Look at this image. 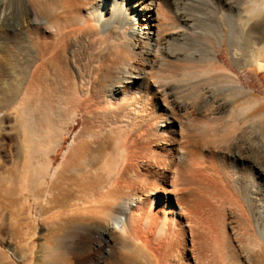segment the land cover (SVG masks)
Segmentation results:
<instances>
[{
	"label": "bare ground",
	"instance_id": "6f19581e",
	"mask_svg": "<svg viewBox=\"0 0 264 264\" xmlns=\"http://www.w3.org/2000/svg\"><path fill=\"white\" fill-rule=\"evenodd\" d=\"M178 1L181 7L169 0H0V39L14 20L19 27L35 24L49 32L28 44L15 88L13 73L0 69V169L11 143L18 160L10 164L26 189L45 186L54 201L71 200L76 192L79 216L91 223L72 228L78 242L68 249L75 254L85 245V264H125L119 254L130 258L140 252L147 254L144 264H253L247 252L263 251L264 225L254 210L264 208V163L256 155L264 149V105L215 54L223 45L234 63L264 72V0ZM163 6L172 9L170 28ZM200 12L209 17L202 20ZM75 42L76 55H82L77 61L70 53ZM212 72L222 83L197 86L202 106L179 97L183 88L176 82ZM198 112L202 119L192 116ZM78 113L79 132L48 183L51 155ZM233 113L247 123L243 135L234 120L225 119ZM182 118L188 125L204 123L207 132L197 136L188 125L184 131ZM117 123L140 138L126 136L109 150ZM205 134L212 138L208 143ZM151 139L165 153L150 149ZM187 159L191 165H185ZM215 160L230 169L233 186L241 187L250 219L228 222L204 214L201 190L212 183L197 168L206 171L205 162ZM84 173L85 182L73 189L72 179ZM239 237L250 238L247 243L252 238L253 248L247 251L249 243L242 251Z\"/></svg>",
	"mask_w": 264,
	"mask_h": 264
},
{
	"label": "rangeland",
	"instance_id": "374dc122",
	"mask_svg": "<svg viewBox=\"0 0 264 264\" xmlns=\"http://www.w3.org/2000/svg\"><path fill=\"white\" fill-rule=\"evenodd\" d=\"M170 1H172V2H170ZM169 3H173V4L175 3L176 6H180V5L182 6L181 1H178V0H169ZM89 5L92 6V4H89ZM165 7L164 6L162 7L163 11H164L165 15L170 18V19H168L166 17V21H167L166 25H167V28H170V26H172V24H173V21H171V20H173V18H172L173 16L171 14L172 9L170 8L171 6H165ZM81 12L82 13L86 12V6L81 10ZM199 14L201 16H203L204 13L200 12ZM30 17H31V19L33 18L32 15ZM206 17H209V16H207L205 14V16H203L201 18H202V20H204ZM217 22L220 23L219 20H217ZM18 24L19 23H17L16 20L12 21V23L10 24L11 27L8 28L7 33H2L3 35L1 34L2 37L0 39V41L4 40L2 42V46L0 45V61H1L0 62V69L4 73L8 72L7 73L8 75H9V72H10V75H12V73H13L12 77H10V81L14 77L12 79L13 81H11V85L12 86L14 85L13 88H15L16 84H19L18 83L19 82L18 77H20L19 75H21V72H19V71H22L23 65H25V63H26V62L24 63V61H26L25 59L29 58V56H27V54L29 52L30 46L32 45L31 43H35V45H36V43L38 42L37 37L39 34L41 37H43L44 34L49 33L48 31L43 32L42 28H39L38 25L35 26V24H32L33 26L30 24L26 28L24 26H22V27L20 26L21 27L20 28L19 26H17ZM217 31H218V29H217ZM220 32H222V30H220ZM24 34H26V35H24ZM36 34H38V35H36ZM26 37L28 38V40L26 39ZM34 38L36 39V41ZM208 42L210 44V41H208ZM28 44L29 45L31 44V45L29 46ZM211 44H212V41H211ZM75 45L73 44V48L71 47L72 49H71L70 53L72 54V56H71L72 59L73 60L75 59L77 61V58H80L82 55L81 54H77L78 56L76 55V53H78V51H79L78 49H80V48H79L78 42H75ZM219 47H220V48H218L219 51H217V54H215V58L217 60V63L221 67H223L224 70H227L228 73L232 74L246 91L251 92L254 95H256L257 97H259L261 99V102L264 105V72H262V71L257 72L253 68H251L250 66L241 67L240 65L234 63L231 55L227 52L225 46L221 45ZM25 53H26V55H25ZM73 55H75V56H73ZM8 58H9V60H8ZM21 61H23V62H21ZM20 66L22 68H19ZM215 74H216V72L215 73L212 72V73L204 75V76L194 77V78H191L189 80L186 79L187 81L184 80L182 82L178 81L179 83L176 82L177 85L181 87L180 89L183 88L181 93H179L181 95V96L179 95V97H181V99L183 98L184 100H187V101H194L196 103H199L202 106V98H200L198 95V91H199L198 88L199 87H197V86L201 85L203 83H208L211 85L212 84L213 85H220L222 83V81L219 82L218 81L219 79H217L218 75L216 74L217 75L216 76ZM217 93H220V92H217ZM223 97L224 96H222V95L218 96V98H223ZM226 98L229 99L228 96ZM228 109H231L230 104L228 105ZM201 113L203 114V112H198L197 114L195 113L192 116L201 118V115H202ZM179 117H181V113L176 114V118H179ZM226 117H227V115H226ZM226 117H225V119H227L226 121H229V120L233 121L234 120V122L236 123L235 124L236 129L238 128V126L240 127V128H238L239 130L237 129V131H236L237 134L243 135L242 132L247 129V123H244L243 118H241L240 116H238L235 113H233L232 118L231 117L226 118ZM158 119L159 118H156L154 121H157ZM183 120H182V125L184 128V126H187L188 124L186 123L185 120H184L185 123H183ZM190 124H192V125H188L189 129H192V131L197 136H198L199 131L200 132H207L206 129L208 130V127L206 125H204V123L190 122ZM80 127H81V116L78 113L76 119L70 125H68L67 127H64V130L61 134L60 148L56 151V153L51 155L50 172H49L48 176L45 177V179H46L45 181H47L48 183L50 182L53 174L60 170V164H61L62 160L64 159L66 151L69 148V146H71V142L74 139L75 135L78 134ZM125 127L126 126L124 125V123H117V124L112 126L113 129H112V131H110L111 134H110V142H109L110 143V149L109 150H113L114 145L116 148H118L120 146V141L123 140V138L125 140L126 136H128V137L132 136L131 138H133V136H134L133 139H137V141L139 140V138H140L139 133L133 132V135H132V132L130 130L129 133H131V134L129 135V133H127L125 131L126 130ZM201 130H203V131H201ZM184 131H185V128H184ZM116 132L118 134L123 133V135L118 137ZM93 134H95V136L98 135L97 128L93 129ZM181 134H183V133H181ZM206 135L207 134H205L202 137L204 142H207L210 139L212 140V138L209 135H207V136ZM151 140L147 143V145L149 146L150 149L152 148L153 150H155L159 154L165 153L164 150H161L163 145L161 146V145L155 144V142L153 143V139H151ZM116 145H118V146H116ZM221 145L223 147H225L224 144H221ZM222 146H220V147H222ZM12 147H14V148H12ZM7 151L8 152H6V156L3 157V160L6 157L5 158L6 163L4 162L3 165L1 166L2 169H0V264H85V245L82 248L83 250H81L82 252L81 251L79 253L75 252V254H72L71 250L68 249V245H70V243L78 242L76 237L71 236L72 228L77 227L78 225L85 224V223L86 224L91 223V220L89 221V220L85 219V216H81V217L79 216L80 212H78L77 210H78V207H80L81 205H78V206L74 205V202H75V199L77 196L75 194L76 192L73 194L71 193V196L69 198L71 200L62 199V200L54 201L52 199V192H50V193L47 192L45 186L40 188V189H37V190L26 189V187H24V183H23L24 181H23L22 177L20 178L19 176H17L16 174L13 173L12 164H10L11 162H13V161L15 162L18 160L17 152L15 150V145L9 143L8 147H7ZM256 155L260 158V162L264 163V149H260L259 151H256ZM160 159H161V157H160ZM169 159H170V157H169ZM187 160H185L183 163H185L187 161L185 163V165L186 166L191 165L192 164L191 160H189V159H187ZM195 162H197V160H195ZM170 163L174 167L178 165V161H175L174 159L171 160ZM212 163H214L215 165H213ZM207 164L209 166H208V169L206 171H204L205 169H202L203 168L202 165L200 168H197L198 170L200 169L201 173H202L201 174L200 171L197 172L198 176H201L203 181L208 179V184L212 183V184H210L212 186V188L211 187H203L201 190L202 192L205 190L204 193L207 195L206 196L203 194V197H201V200L204 199L202 202L204 204L207 203V204H205L206 206L205 205L203 206L207 210L202 208L203 209L202 212L204 213L206 211L204 214H208L211 217H214L217 219H224L223 217H226L225 220L228 222L236 220L237 218H239V216H240V218L242 216L241 219H246V218L250 219V213L247 211V209H246L247 207L244 206V204L242 203V200L240 198L239 191H240L241 187H234L232 184V181H230L231 180L230 179V169H228L224 165L222 166V163H220L218 160L211 162V165H210V161L205 162V165H207ZM262 165L264 167V164H262ZM209 167H210V169H209ZM222 167H223V169H221ZM150 168L152 170H155V168L152 166ZM3 171H5V173H3ZM82 176L84 177L85 173H84V175H81V176L79 175L78 177H76L75 180L72 179L73 182H75V183L71 182L72 183L71 186L73 185L72 186L73 189H75L76 186L80 187L85 182L84 178H83L84 181L83 180L80 181ZM223 176H225V177H223ZM77 180H78V183H77ZM70 181H71V179L69 178V181H67V182L69 183ZM79 182H80V184H79ZM101 184L102 185L105 184V181L103 179H102ZM206 189L209 190V192L206 191ZM245 189H246V187H245ZM72 192H73V190H72ZM81 192H82L81 194H83V192H85V191L83 190ZM216 192H218V193H216ZM159 195L161 196L162 199L164 198L163 193H160ZM216 196L218 198H216ZM222 196H223V198L221 199ZM212 197H213V199H212ZM208 198H210V199H208ZM234 198H235V200H234ZM35 199H38L39 203L38 202L35 203V201H34ZM230 201H231V203H230ZM236 202H238V203H236ZM213 203H214V205H213ZM238 204L239 205L241 204V205L239 206ZM207 205H209V206H207ZM215 205H217V206H215ZM219 205H221V207H218ZM223 206H224V208H223ZM42 207H43V209H42ZM209 208H212V209H209ZM76 212H78V213H76ZM254 212H255V215H254L255 218H257L258 221H260L264 225V216H263L264 215V208L257 209V211L255 209ZM74 213H76V214H74ZM221 214H222V216H221ZM244 216H246V217H244ZM121 218H123V217H121ZM113 224L116 227L118 226V223H116L115 221H113ZM242 233H243V231H242ZM237 239H238L237 240L238 243L239 242H241V243L245 242L243 245L240 246V248L243 249L242 251L247 250L248 248L249 249L247 251H249L253 248V246L251 244L252 238H251V242L249 240V243L251 245L249 243H247L248 242L247 240L250 238H248V239L244 238L243 239V238L239 237ZM241 243H239V245ZM247 244H249V245H247ZM261 244L263 245V251H261V253L256 252L257 249H255V248H253V249H255L256 251L252 249L251 251L247 252V255L252 257L251 259L249 257V261L251 262L252 259L254 260L253 264H264V243H263V241H261ZM246 245L249 247L247 248ZM93 246L96 247L97 244L95 243ZM142 252H144L143 249H142ZM250 252H252V253H250ZM139 255L137 257L131 256L130 258H127V257L123 256L122 254H119L120 258H122L121 260L125 264H144L142 259H143V257H147V254L144 256V253L142 254L140 252Z\"/></svg>",
	"mask_w": 264,
	"mask_h": 264
}]
</instances>
